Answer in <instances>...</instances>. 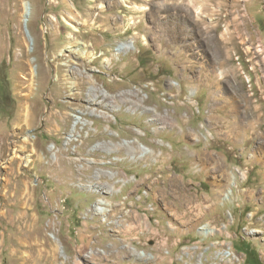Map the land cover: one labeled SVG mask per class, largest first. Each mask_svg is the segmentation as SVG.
Wrapping results in <instances>:
<instances>
[{"label": "rangeland", "instance_id": "obj_1", "mask_svg": "<svg viewBox=\"0 0 264 264\" xmlns=\"http://www.w3.org/2000/svg\"><path fill=\"white\" fill-rule=\"evenodd\" d=\"M0 264H264V0H0Z\"/></svg>", "mask_w": 264, "mask_h": 264}, {"label": "bare ground", "instance_id": "obj_2", "mask_svg": "<svg viewBox=\"0 0 264 264\" xmlns=\"http://www.w3.org/2000/svg\"><path fill=\"white\" fill-rule=\"evenodd\" d=\"M24 18L25 19H28L29 16H30V3L28 1H24ZM141 10V9H140ZM25 21V20H24ZM70 38H72V36H70ZM131 47V46H129ZM68 49L69 48H72V46H68L67 47ZM122 48H124L123 45L120 46L119 48V51L123 50ZM128 48V47H126ZM104 92V91H103ZM107 94V93H106ZM107 97H110L109 94L106 95ZM147 109V108H146ZM154 109V108H153ZM149 110V109H147ZM154 111V110H152ZM83 120V119H82ZM136 141V140H135ZM133 141H127V140H124L123 143H120V144H117V146H120V145H123L125 146L127 149H128V153L131 155L132 158H139V159H142L144 158L146 155L150 154V155H155V152L154 150L150 149L148 146L146 145H140L139 147L137 145H133L132 144ZM137 142V141H136ZM114 147L116 146V144H114ZM109 148V147H108ZM118 147H116L117 149ZM231 184L235 183V180H236V175L234 173L231 174ZM111 187V186H110ZM109 189V188H108ZM112 189V188H110ZM115 189V188H114ZM116 191V190H115ZM232 191V188H230L228 190V193H230ZM102 203V202H101ZM104 204V203H103ZM143 252V253H142ZM140 252L141 255L143 256H146V254L144 255V251ZM146 258V257H145Z\"/></svg>", "mask_w": 264, "mask_h": 264}, {"label": "water", "instance_id": "obj_3", "mask_svg": "<svg viewBox=\"0 0 264 264\" xmlns=\"http://www.w3.org/2000/svg\"><path fill=\"white\" fill-rule=\"evenodd\" d=\"M25 21H27V19H25Z\"/></svg>", "mask_w": 264, "mask_h": 264}]
</instances>
